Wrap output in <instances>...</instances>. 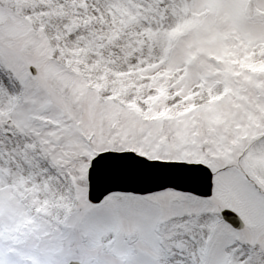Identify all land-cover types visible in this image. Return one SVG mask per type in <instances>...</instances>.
<instances>
[{
    "label": "rangeland",
    "instance_id": "374dc122",
    "mask_svg": "<svg viewBox=\"0 0 264 264\" xmlns=\"http://www.w3.org/2000/svg\"><path fill=\"white\" fill-rule=\"evenodd\" d=\"M0 17V264H264V0H0ZM111 149L203 162L213 196L93 204Z\"/></svg>",
    "mask_w": 264,
    "mask_h": 264
},
{
    "label": "water",
    "instance_id": "95a60500",
    "mask_svg": "<svg viewBox=\"0 0 264 264\" xmlns=\"http://www.w3.org/2000/svg\"><path fill=\"white\" fill-rule=\"evenodd\" d=\"M89 179V198L94 202L113 190L145 193L169 186L209 196L213 187L212 172L203 164L148 161L132 152L100 154L92 162ZM223 215L238 228L244 225L230 209Z\"/></svg>",
    "mask_w": 264,
    "mask_h": 264
},
{
    "label": "bare ground",
    "instance_id": "6f19581e",
    "mask_svg": "<svg viewBox=\"0 0 264 264\" xmlns=\"http://www.w3.org/2000/svg\"><path fill=\"white\" fill-rule=\"evenodd\" d=\"M193 22H194V20H193V19H191V20H190V22L188 23V26H191L190 24H192V25H193Z\"/></svg>",
    "mask_w": 264,
    "mask_h": 264
}]
</instances>
